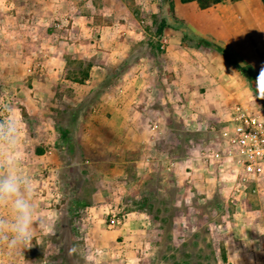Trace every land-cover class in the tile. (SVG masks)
<instances>
[{
    "label": "rangeland",
    "instance_id": "obj_1",
    "mask_svg": "<svg viewBox=\"0 0 264 264\" xmlns=\"http://www.w3.org/2000/svg\"><path fill=\"white\" fill-rule=\"evenodd\" d=\"M209 1L0 0V119L11 115L23 123L11 155L16 170L34 184L36 213L43 219L29 248L12 255L4 248L3 264H264V173L244 183L230 166L209 165L199 157L202 148L212 144V128L224 125L234 105H247L264 116L253 51L238 39L240 8L224 10L223 35H208L210 14L243 0L202 8ZM248 7L251 11L254 5ZM175 21L221 48L230 61L195 43L186 41L188 47H182V33L171 27ZM218 25L213 33L221 32ZM93 29L96 35L90 37ZM182 59L191 66L181 70L180 90L171 69L161 74L164 126L173 132L161 138L168 158L187 164L180 161L162 170L159 162L150 171L95 167L89 158L105 149L92 147L95 139L87 130L79 137L82 145L76 140L79 115L84 111L88 116L83 109L100 91L79 103L86 93L79 85H84L90 68L105 67V82L111 83L132 65L179 70ZM63 64L62 72L49 71ZM220 64L230 70L231 80H246L242 89L233 83L223 99L200 87L210 66L217 69ZM33 79L47 80L48 86L35 88ZM195 89L193 101H173L175 94ZM30 129L37 135L34 146L23 134ZM31 148L44 156L32 154ZM105 154L115 158L112 151ZM110 174L122 180L124 191L98 215L100 202L93 194L104 190L102 183ZM44 184L53 188L48 200L35 193L44 190ZM0 210L5 213L0 217L8 215L6 208ZM112 216L120 219L118 226H110ZM122 227L126 236L116 231ZM117 251L122 253L119 260Z\"/></svg>",
    "mask_w": 264,
    "mask_h": 264
},
{
    "label": "crops",
    "instance_id": "obj_2",
    "mask_svg": "<svg viewBox=\"0 0 264 264\" xmlns=\"http://www.w3.org/2000/svg\"><path fill=\"white\" fill-rule=\"evenodd\" d=\"M248 3H252L254 5L253 10L250 11ZM234 6H237L241 10V15L237 14L236 17L241 31H239L240 34H238V39H241L245 46L253 51L255 72L259 75L261 65L264 64V4L261 0L239 1L236 5L226 6L222 10L219 9V12H217L218 10L215 11L217 12L216 14H210L211 20H207V23L211 33H208V35L214 37L215 35L217 36L221 33L222 35L224 34L222 32L226 30L224 25V10L228 7ZM220 11H223V13L221 14ZM246 13L249 15L246 16ZM219 15H221V18ZM217 25L218 27L220 26L218 29L221 30V32L213 33V27ZM95 31L96 30L93 29L91 33H89V36L95 37ZM51 36L52 38L54 37L52 34L47 35L49 38ZM168 36H170V34H168ZM180 41L181 39H179V42ZM172 52L176 54V52L171 51V53ZM180 53L185 54V52ZM184 63L186 62L182 59V66L179 70H174L175 67L169 65H132L128 67L127 70L123 71L122 74L111 83L105 82L108 76V70L105 67L93 66L90 68L88 77L83 80L84 85H79V89L81 91L82 88L86 91L83 97L78 100L79 103L82 101L84 102L87 99V95L94 93L96 90L100 91H96V96L93 98L90 103L91 106L88 108L90 110H86V108L83 109L88 116L84 115V111H81V114L79 115V129L77 130L76 140L78 145H82L79 137L80 135H86L84 132L88 131L91 132L95 139V141H93L94 146L92 147L95 149L103 147L105 149L92 156V159L89 158L91 163L96 164L95 167L99 168L101 166H108L107 168L110 169L120 167L123 169H128V167L137 169L140 167L141 169L150 171L154 166H159V162L161 163L162 170L164 168L169 170L171 169V165L180 164L181 162L187 164V161H181L174 156H172V158H168L169 153L165 144L166 142L162 140L163 138H161L162 135L173 134L172 130L164 126L165 120L163 112L166 110V107H164V91L161 89V87L164 86L161 74L164 69L166 71L171 69L174 73V83L177 85L176 88H178L177 90H180V88H182L180 85L181 70L184 67L189 68L191 66L187 63V65H185ZM58 69L62 72V70L65 69L64 64L63 66H53L49 71H51V73H55ZM110 73L113 74L115 72ZM200 73L202 74V72ZM232 78L233 80L230 79V70L224 64H220L217 69L214 68V66H210L208 78L205 77V79L200 82V87H204L208 91H213L211 93L212 95L214 93L219 94V96L223 99L225 98V90L230 89L229 87L232 86L233 83H237L238 88L241 89L242 85L240 84H242V82H244L243 86L246 84V80L243 78V80L237 77ZM46 81L47 80L43 82V80L37 81L36 79H33L32 84L35 88H37V85L38 87L39 85H45V87H47L48 81ZM63 82L67 83L68 80L64 79ZM177 90L175 89V92H177ZM185 90L186 88L184 91ZM195 93L196 89L195 92H185V94L181 96L175 94V96H173V101H193L191 98ZM207 95H209V93H207ZM173 106L176 108L177 104H174ZM175 112H177V109H175ZM22 124L23 123L21 121L19 123L21 132ZM23 134L25 136V140L30 141V145L34 146L35 143H37V138L35 137L37 135H35V131H32V129H30V131L23 132ZM87 143L88 142L85 141L83 145L90 147ZM48 149L51 150L50 148ZM35 150L36 149L32 150L31 148V153H35ZM49 150L46 153H49ZM107 151H112V153L115 154V158L108 159L107 154H105ZM0 154L3 155L0 156V162L7 159L6 157L8 154H6L3 149H1ZM36 155L37 157L44 156L43 154ZM49 184L51 185L50 182ZM102 184L104 186H102L104 190H100L93 194V198L100 202L97 211L96 208H92V210H95L98 215L102 212V209L107 208L111 200L118 199L120 192L124 191L122 188V180L119 177H114L113 175L109 179H106L105 185L104 183ZM33 185L34 184L32 183V187ZM106 185L108 187H106ZM43 189L44 190H37L35 193L39 198L48 200V195L53 188L47 187V185L44 184ZM0 213L5 215L2 210H0ZM116 231L121 232V234L126 236L127 230L123 227L117 229ZM249 243L250 241H247V243H242V245L246 248ZM122 247L125 250L128 245L124 244ZM3 251L4 246L0 245V264H3V260L5 258L2 255ZM120 254L122 253H119L118 251L115 253V255H118L117 260L120 259Z\"/></svg>",
    "mask_w": 264,
    "mask_h": 264
},
{
    "label": "clouds",
    "instance_id": "obj_3",
    "mask_svg": "<svg viewBox=\"0 0 264 264\" xmlns=\"http://www.w3.org/2000/svg\"><path fill=\"white\" fill-rule=\"evenodd\" d=\"M257 86L264 92V64ZM19 133V122L13 116L0 119V145L8 154V158L0 162V206L8 210L7 216L0 217V245L10 255L29 248L36 224L43 223L36 213L32 181L16 170V158L11 155L17 150Z\"/></svg>",
    "mask_w": 264,
    "mask_h": 264
},
{
    "label": "built area",
    "instance_id": "obj_4",
    "mask_svg": "<svg viewBox=\"0 0 264 264\" xmlns=\"http://www.w3.org/2000/svg\"><path fill=\"white\" fill-rule=\"evenodd\" d=\"M212 129L214 139L199 152L200 160L230 166L244 183L264 173V116L260 111L236 104L224 125ZM119 224L120 219L112 216L110 226Z\"/></svg>",
    "mask_w": 264,
    "mask_h": 264
},
{
    "label": "trees",
    "instance_id": "obj_5",
    "mask_svg": "<svg viewBox=\"0 0 264 264\" xmlns=\"http://www.w3.org/2000/svg\"><path fill=\"white\" fill-rule=\"evenodd\" d=\"M163 1H165V0H163ZM183 1H189V0H183ZM222 1H224V0H213V1L203 3L204 5L202 6V8H206V7L210 6L211 4L219 3ZM232 1H236V0H232ZM261 2L264 4V0H261ZM171 27H172V29H176L182 33V35H183V40L181 42L182 47H188V44L186 43V41H188L189 44L195 43L196 48L205 47V48L210 49L212 51L219 52L225 57L226 60L230 61L229 56L221 48H219L218 46L209 44L206 40H204L198 36H193L190 33L189 29H187V27L185 25H183L181 21H175V23L172 24ZM231 64L233 66H236L234 62H231ZM36 153L38 154L40 152L37 151Z\"/></svg>",
    "mask_w": 264,
    "mask_h": 264
}]
</instances>
